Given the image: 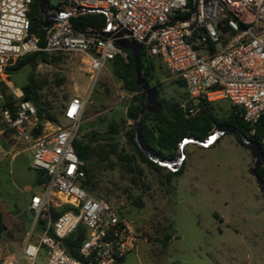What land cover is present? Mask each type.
Returning <instances> with one entry per match:
<instances>
[{
	"label": "built area",
	"instance_id": "2783aa9c",
	"mask_svg": "<svg viewBox=\"0 0 264 264\" xmlns=\"http://www.w3.org/2000/svg\"><path fill=\"white\" fill-rule=\"evenodd\" d=\"M31 3L0 0V82L7 83L6 69L17 59L42 50L80 55L94 83L106 62L126 60L111 38L79 33L69 22L99 13L106 19L101 31L123 33L121 38L163 64L170 81L182 83L187 98L179 106L186 117L202 103L225 101L252 129L264 118V0H59L61 19L47 30L43 49L30 33ZM13 95L10 111L0 93L1 121L21 151L31 153V167L43 183L28 205L31 230L7 264H121L136 249L131 221L81 187L84 164L73 143L86 102L71 99L63 112L67 127L45 133L37 132L35 106L21 93ZM63 209L53 221L52 211ZM79 227L85 237L74 258L62 241Z\"/></svg>",
	"mask_w": 264,
	"mask_h": 264
},
{
	"label": "rangeland",
	"instance_id": "374dc122",
	"mask_svg": "<svg viewBox=\"0 0 264 264\" xmlns=\"http://www.w3.org/2000/svg\"><path fill=\"white\" fill-rule=\"evenodd\" d=\"M47 4L52 11L59 0H48ZM49 53L57 60L41 63L33 71L34 81L40 86L38 104L54 119L42 124L44 132L67 127L63 112L71 99L78 98L86 104L77 139H100L98 144L105 150L112 143L117 153L132 157L127 163L110 155L109 161L99 163L92 179L95 190L91 193L132 223L136 249L125 264H255L264 246V197L249 173V151L232 135L224 134L210 147L184 146V166L179 176H169L172 172L166 168L154 170L141 161L127 140L135 122L127 119L126 110L134 94L126 91L114 75L113 63L106 62L93 83L83 57ZM154 62L151 86L159 89L158 97L179 105L184 103V87L170 81L160 61ZM30 71L25 66L9 75L7 83L0 82V93L10 100L14 93L22 94ZM209 107L219 120H227L232 109L225 101ZM147 124L150 126L151 122ZM8 137L10 157L17 156L0 163V201L16 210L9 213L0 202L8 227L0 238L1 264L17 254L33 220L30 211L21 219H14L23 204L20 190L35 171L31 167V153L21 151L22 146L15 143L11 131ZM106 137L112 140L105 141ZM98 154L90 161L92 165L99 166ZM168 235L171 240L166 243ZM130 257L135 259L130 261Z\"/></svg>",
	"mask_w": 264,
	"mask_h": 264
},
{
	"label": "trees",
	"instance_id": "16d2710c",
	"mask_svg": "<svg viewBox=\"0 0 264 264\" xmlns=\"http://www.w3.org/2000/svg\"><path fill=\"white\" fill-rule=\"evenodd\" d=\"M38 18L39 20H37ZM29 20L30 33L35 34L38 37V47L43 49L46 44L47 30L42 28V15L39 13L38 0H32L30 5ZM69 22L76 31L100 32L105 27L106 19L102 14L94 13L71 17ZM55 60H57V57L52 56L49 52L40 50L20 57L12 66L6 69V73L11 75L19 72L25 66L30 67L31 71L27 78V84L21 88V91L22 99L30 101L36 108V116L38 119L37 132L41 131L43 123L53 122L54 119L47 110L43 109L38 104V89L40 86L34 81L33 71L37 65L41 63L50 64ZM110 62L114 65V75L122 82L124 89L131 94H134L129 106L127 107L126 117L127 119L136 122L139 118L140 108L145 102V94L135 83L134 65L130 52L126 51V60L117 56ZM140 65L143 78L151 85L155 65L154 60L146 57L145 53L140 51ZM175 82L182 85L179 81ZM152 87L155 88L159 94V89L156 86ZM3 98V107L12 111L13 103L16 100L14 95L12 96V100L7 99L4 96ZM158 103L161 105L160 111L156 114L146 113L142 119V139L152 150L166 160L174 158L178 152V144L181 140L194 139L196 141H203L210 136L212 130L219 125H231L235 127L249 140L256 143L264 155V146L260 143L261 135L264 133V118L260 119L252 129V127L247 125L238 115L234 107H232L227 120H219L210 113L209 106L212 103H202L200 105V110L192 117H186L180 109L179 104L174 101H168L158 97ZM148 121L151 122L150 126L147 124ZM111 130L113 133L116 131L114 128ZM127 137L128 142L135 149L142 162L154 170L165 169L149 161L139 151L133 141V127L130 129ZM99 140L100 139L92 138L84 142L76 139L73 143L76 156L84 164L83 171L85 173V181H83L81 187L90 195L95 190V185L93 184L92 179L94 172L100 167L99 163L109 161L110 155H114L119 160L127 161V163H130L132 159V157H129L128 155L117 153L116 147L112 143L109 145V149L105 150L98 144ZM104 140L110 141L112 139L111 137H106ZM236 141L244 149H246L240 140L236 139ZM98 153L101 155V158L98 159L99 166L92 165L90 161ZM109 164L110 163H108L107 166H109ZM183 166L184 160L181 167L176 172L169 173V176H179L182 173ZM258 177L264 183V162L258 171ZM42 183L43 178L38 175L37 184L41 185ZM64 210L65 209L60 212L52 211V220L54 221ZM5 230L6 228L3 224L2 215L0 213V238L5 233ZM84 237V230L79 227L73 234L62 241V247L71 257L77 258L78 251ZM170 240V235L165 237L166 243H169Z\"/></svg>",
	"mask_w": 264,
	"mask_h": 264
},
{
	"label": "water",
	"instance_id": "95a60500",
	"mask_svg": "<svg viewBox=\"0 0 264 264\" xmlns=\"http://www.w3.org/2000/svg\"><path fill=\"white\" fill-rule=\"evenodd\" d=\"M48 0H38L39 13L42 15V28L48 30L55 22L61 19V9H55L49 11ZM79 33H85L77 31ZM101 37L111 38L114 44L123 51H129L134 65L135 83L140 87L145 94V102L142 104L139 111V118L133 125V141L139 151L151 162L159 167L166 168L171 172H176L182 165L184 159L183 147L187 144L199 145L200 147H207L209 139L213 138V141L224 134L232 135L234 138L240 140L251 156V167H249V173L256 182L257 188L261 195L264 197V183L258 177V171L264 162V155L260 147L249 140L244 134L239 132L235 127L231 125H219L215 127L212 135L208 136L203 141H196L194 139H183L178 144V152L171 160H166L152 150L142 139V119L146 113L156 114L160 111L161 105L158 103V93L142 76L140 65V51L142 46L137 44L133 40H125L122 37L123 33L119 35H113L105 33L103 31L93 32ZM120 37V38H119ZM35 134V132L33 133Z\"/></svg>",
	"mask_w": 264,
	"mask_h": 264
},
{
	"label": "crops",
	"instance_id": "0c3cea01",
	"mask_svg": "<svg viewBox=\"0 0 264 264\" xmlns=\"http://www.w3.org/2000/svg\"><path fill=\"white\" fill-rule=\"evenodd\" d=\"M154 61H156V60H154ZM164 67V66H163ZM165 69V68H164ZM166 71V70H165ZM8 131H10L9 129H7L5 126H4V124L2 123V121H1V116H0V163H4L5 161H7V160H13L16 156H17V154H14L12 157H10L11 156V154H12V147L11 146H9V142H8V140L10 139V137H8ZM35 171V170H34ZM38 175H40L37 171H35V174H34V176H30V178H28L25 182H24V184H23V187H22V189L20 190V197H21V199H22V208H21V210H20V214H18V215H15V217H14V219L16 218H18V219H21V216L23 215V214H27L28 213V205H29V202H30V199H31V197L34 195V194H36L39 190H40V188H41V185H38L37 184V179H38ZM1 203H2V205L4 206V207H6V209H7V211L9 212V213H14V211L16 210V209H12V207H10V206H8V204L5 202V201H0ZM0 213H1V215H2V219H3V224H4V226H5V228H6V230H5V232H7L8 231V227L5 225V218L3 217V214H2V211L0 210ZM13 219V220H14ZM143 242H145V241H143ZM21 247H22V245H21ZM21 247L19 248V250H17V253L20 251V249H21ZM260 252H261V255L260 256H257V258H256V260H255V264H263V262H262V260H263V256L262 255H264V246H262V248L260 249ZM131 254H132V252L131 253H129V254H127L124 258H123V260H122V262H121V264H125L126 263V261H127V258H128V256H131ZM134 257H136L137 258V256L135 255ZM9 257L7 256L5 259H8ZM135 258H133V257H130L129 258V260L130 261H133ZM7 263H9V261L8 262H5V264H7ZM1 264V263H0Z\"/></svg>",
	"mask_w": 264,
	"mask_h": 264
},
{
	"label": "bare ground",
	"instance_id": "6f19581e",
	"mask_svg": "<svg viewBox=\"0 0 264 264\" xmlns=\"http://www.w3.org/2000/svg\"><path fill=\"white\" fill-rule=\"evenodd\" d=\"M213 134V133H212ZM212 134H210V135H212ZM218 140V138L217 139H215L214 141H213V138H211V139H209V141H208V144H210V145H208L207 147H210L211 145H213V144H215V142ZM188 145V144H187ZM186 146V145H185ZM184 148V147H183ZM184 160V159H183ZM183 162V161H182Z\"/></svg>",
	"mask_w": 264,
	"mask_h": 264
}]
</instances>
